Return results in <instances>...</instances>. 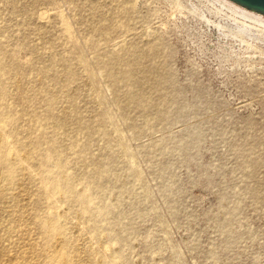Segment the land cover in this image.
Listing matches in <instances>:
<instances>
[{
  "label": "rangeland",
  "instance_id": "1",
  "mask_svg": "<svg viewBox=\"0 0 264 264\" xmlns=\"http://www.w3.org/2000/svg\"><path fill=\"white\" fill-rule=\"evenodd\" d=\"M0 264H264V17L0 0Z\"/></svg>",
  "mask_w": 264,
  "mask_h": 264
},
{
  "label": "bare ground",
  "instance_id": "2",
  "mask_svg": "<svg viewBox=\"0 0 264 264\" xmlns=\"http://www.w3.org/2000/svg\"><path fill=\"white\" fill-rule=\"evenodd\" d=\"M217 1L221 2L225 6H233L235 8H238L239 10H242V12H244V13L251 12V13L256 14L262 18L264 17V8L249 4L243 0H217ZM223 8H224V6H223ZM115 127H117V126H115ZM121 140H122V138H121ZM123 142H124V140H123ZM46 223H48V222H46Z\"/></svg>",
  "mask_w": 264,
  "mask_h": 264
},
{
  "label": "water",
  "instance_id": "3",
  "mask_svg": "<svg viewBox=\"0 0 264 264\" xmlns=\"http://www.w3.org/2000/svg\"><path fill=\"white\" fill-rule=\"evenodd\" d=\"M243 1L264 8V0H243Z\"/></svg>",
  "mask_w": 264,
  "mask_h": 264
}]
</instances>
